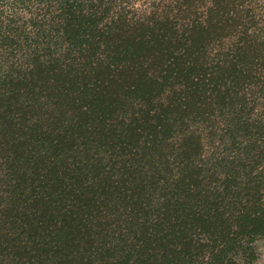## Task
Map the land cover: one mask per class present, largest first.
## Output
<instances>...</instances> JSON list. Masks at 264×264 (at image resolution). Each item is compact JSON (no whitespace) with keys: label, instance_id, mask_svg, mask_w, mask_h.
<instances>
[{"label":"trees","instance_id":"trees-1","mask_svg":"<svg viewBox=\"0 0 264 264\" xmlns=\"http://www.w3.org/2000/svg\"><path fill=\"white\" fill-rule=\"evenodd\" d=\"M264 0H0V264H256Z\"/></svg>","mask_w":264,"mask_h":264},{"label":"rangeland","instance_id":"rangeland-1","mask_svg":"<svg viewBox=\"0 0 264 264\" xmlns=\"http://www.w3.org/2000/svg\"><path fill=\"white\" fill-rule=\"evenodd\" d=\"M256 264H264V240L260 243V258Z\"/></svg>","mask_w":264,"mask_h":264}]
</instances>
